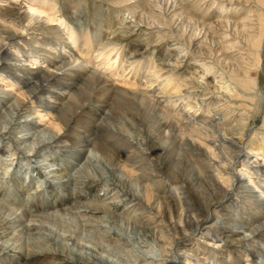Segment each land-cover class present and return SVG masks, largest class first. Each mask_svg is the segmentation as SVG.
Segmentation results:
<instances>
[{"label":"bare ground","instance_id":"6f19581e","mask_svg":"<svg viewBox=\"0 0 264 264\" xmlns=\"http://www.w3.org/2000/svg\"><path fill=\"white\" fill-rule=\"evenodd\" d=\"M16 1L0 0V140L8 139L13 144L23 145L18 152L25 163L30 162L28 168L34 160L41 169L55 166L54 149L65 154L72 160L71 169L55 168L48 173L59 179L54 181L63 188L71 184L73 169L94 162L105 176L102 187L106 202L87 205L81 201L74 203L70 197L63 199L54 192V181L45 178L39 168L32 167V175L36 172L40 181L33 187L29 176L25 185L26 173L20 183V193L32 202L21 213L0 215V264H108L104 258H97L93 251L84 255L83 242H77V238L65 237L67 240L60 245L54 242L57 237L47 245L40 242V236V240L33 244L28 238L31 245L26 250L23 240L20 244L21 235L43 236L41 226L47 217L58 218L72 208L80 209L84 223L97 224L101 214L125 209L128 214L139 215L141 223L151 225L160 258H144L142 254L139 263L134 261L136 264H163L161 261L177 264V260L178 264H242L240 254L249 258L245 263L259 264V256L249 247L257 243L264 249V141L256 137L254 131L245 143L243 137L247 136L245 128L257 103L250 95L258 87L254 76L261 61L259 49L264 36V0H255L260 9L255 14L254 27L251 31H244L246 50L241 54L243 56L236 58L227 54L235 47L234 42L222 46L221 54L226 65L218 67L217 61L211 58L213 51L207 49L209 52L200 53L205 59L196 57L191 71L182 77L173 75L182 63L178 58L169 70L165 64L169 61L168 56L138 64V49L118 47L109 40L111 38L108 39L106 25H94L93 29L87 28L84 32L73 28L69 22L57 18L55 0H28V9L21 13L16 8ZM176 3L173 1V12ZM157 5L151 6L148 17L163 26L161 12L154 10L156 7L159 10L161 5ZM224 8L229 10V7L219 6L222 13ZM230 9L238 10L236 7ZM172 15L169 20L181 18L182 13ZM242 20V28L250 30L248 16ZM55 22L60 23L53 26ZM195 30L193 36L196 39ZM23 33H26V40L23 39L22 45L16 38ZM188 47L181 48L179 55H187ZM28 61L30 66L25 64ZM190 77L195 79L192 83ZM114 78H121L124 85L116 84L118 79ZM186 85H190L187 91ZM170 99L172 112L167 114L160 110V106ZM177 100L184 111L178 110ZM89 101L98 103L92 106ZM236 118L239 119L233 125ZM180 120L185 121L181 123ZM1 148L0 152L3 151ZM213 149L217 151L214 156L218 162H213L207 154L208 151L214 152ZM253 152L254 158L251 157ZM179 157H185L191 163L195 176L193 173V177L180 176L171 167L177 165ZM22 163L17 162L16 166ZM128 183L139 186V190L135 188L131 193L130 189L121 188ZM116 188L122 190L116 191ZM200 189L201 192L197 193ZM44 192L52 202H45ZM141 205L145 209L136 213ZM222 216L230 219L218 227L215 223ZM104 221L102 223H106ZM193 236L200 239L193 240ZM94 242L90 243L93 249L97 246Z\"/></svg>","mask_w":264,"mask_h":264},{"label":"rangeland","instance_id":"374dc122","mask_svg":"<svg viewBox=\"0 0 264 264\" xmlns=\"http://www.w3.org/2000/svg\"><path fill=\"white\" fill-rule=\"evenodd\" d=\"M5 1H9V0H5ZM123 1H125V2H123ZM173 1H175V3L177 2L176 7H175L176 11H174V12H173L174 8L172 7ZM27 2H28V0L16 1V8L19 9V13L24 12L28 9V7H26ZM4 3L5 2H3L2 4H4ZM55 3L57 5L56 6L57 18L60 17L61 20L69 22L73 26V28H75V29L80 28L84 32V30L87 28L89 30L93 29L94 25H96V26L106 25L108 32H109L108 39L111 38L109 40H113L116 44H118L117 45L118 47L120 46V48L125 49V50L136 49V48L138 49V51H139V54L137 55L138 61H139L138 64L143 65L144 63H147L149 60L151 61L152 59L154 60L158 57L168 56L172 60L170 62V59L168 58L169 61L167 60L168 62L166 61L167 63H165L166 65H168L167 69L169 70L171 67H173V65H172L173 61L178 58L180 63L181 62L182 63L176 68V70H174L173 75H176L179 77L185 76L188 74V72L191 71L190 68L192 65L195 64L196 57L198 58V60L201 58L205 59V57H203L205 55L203 53L200 54L201 52H209V51L212 52L213 51L211 58H214V60L217 61L216 65L218 67H220L221 65L224 67L226 65V61H224V58H223L224 56L221 54L222 46H226V45L232 44L234 42L235 47L232 48L231 50H228L230 53H227V54H229L230 57L235 56L236 58L239 56H243L241 54H244L245 50H246L245 41H244L245 40V34H244L245 32L244 31L245 30L251 31V28L254 27V24L256 23L255 22V16H256L255 14H257L259 9H260L259 6L257 4H255V0H253V1L252 0H249V1L248 0H128V1H126V0H55ZM155 4H158L157 6L161 5L159 10L157 7L154 10L158 13L161 12L162 17L160 19L162 22H164L163 26L157 25L156 22H152V20L148 17V13H150L151 6H154ZM222 5L224 7H229V10H228V8H224L225 10L223 13L226 12L225 14H223L221 12L222 10L219 9V6H222ZM231 7L232 8L236 7V9H238V10L234 11V9H230ZM164 8H166V9H164ZM177 12L182 13L181 18L177 19L174 17V19L169 20L173 16L172 14L177 13ZM263 14H264V9H263ZM245 15L248 16V19L250 20V21H248V24L250 26V30H248L247 27L242 28V23H243L242 17H246ZM185 16H186V19H185ZM219 16H221V17H219ZM226 17H228V19ZM43 19H44V17L42 16V20ZM139 20H140V22H139ZM150 22H152V23H150ZM59 23L60 22H55V23H52V25L57 26V25H59ZM197 25H198V27H197ZM232 25H234V26H232ZM184 26L186 27L185 29H184ZM221 26H224V27H221ZM200 27H202V28H200ZM197 28H198V30H197ZM205 28H207V29H205ZM192 29L197 30V31L195 30V33L197 35L196 39L193 36L194 32ZM198 31L199 32L201 31V32L198 34ZM203 32H206V33L204 34ZM160 34H162V35H160ZM192 36L194 37V39ZM17 37H20V38H16V39L18 42H20V44L23 45V39L26 38V33H23L22 35L17 36ZM181 39H182V41H181ZM190 41H192V42H190ZM186 46H189L188 47L189 51H188L187 55L186 54L183 55V53L182 54L180 53V55H179L180 49L184 48ZM199 46H200V48H199ZM203 46H204V48H203ZM239 48H241V49L239 51H237ZM207 49L209 51H207ZM170 52H171V54H170ZM259 52H260V57H261L260 66H259V69L255 73V76H254L257 83H258V87L256 88V90H254V93L250 95V97L256 98L257 103H256V106L251 110V113H250L252 116V119L247 123V127L245 128L247 130L246 131L247 136L243 137L244 143L247 141L248 136L251 135L253 131L257 132L256 137H260V140L264 141V36L262 38V44L260 45ZM227 54H226V56H227ZM29 61L32 63V60H29ZM29 61L25 63L27 66H30ZM114 79H118V80H115L116 84L119 85V83H117V82H120V85H124L122 83L121 78H114ZM190 79H191V83H192L193 78L190 77ZM193 80H195V79H193ZM143 81L144 80H142V82ZM113 82H114V80H113ZM153 86L156 88L157 82ZM184 87H185V90L187 91V88L190 87V85H188V86L186 85ZM147 90H149V89H147ZM186 91H184V92H186ZM174 99L176 100V99H180V98L174 97ZM170 102H171V99L169 101L168 100L165 101L163 103V105L160 106V110H162L164 113L170 114V112H172V110H170V109H172V104H170ZM97 103L98 102H95V101H91V102L89 101L88 104L89 105L91 104L92 106H94ZM178 103L180 104V101L177 100V104ZM179 104H178V110L180 111V109H182L184 111L185 109L180 107ZM211 118L215 119V116H212ZM176 119H178V118H176ZM238 119L239 118H236L235 119L236 121L234 120L233 125H235L237 123ZM178 121H179V119H178ZM180 121H181V123H183L185 120H180ZM224 127H227V126H224ZM13 135H20V134H13ZM13 135L11 134V136H13ZM0 147H2L1 149H3V151L0 152V198H1L0 215L1 216H7L8 214H10L12 212L13 213L15 212L17 214L21 213L22 210L27 208L28 205H30V203L32 202L30 198H27L28 196H26V195L23 196V194L20 193L21 192L20 183H22V180L25 178L26 173H27V177H26L27 179L23 183H25V185H26L28 183L29 176H31V178L33 180V187H34L37 185L36 184L37 181H40V178H38V176H37L38 174L36 172H34L32 175V172H31L36 167L39 168V171L41 172V174H43L44 177L47 178L51 182H53L54 180L58 182L59 179H57V178L55 179V178L50 177L51 175L50 174L48 175L50 170H53V169L56 170V169H60L62 167L64 170H66V169L70 170L71 169L72 160L67 159L65 154H63L61 151L56 150V149H54V152H53V155L56 159L55 160L56 163H54L55 166L50 164L51 163L50 158H48V163L50 162L49 164L51 165V168L49 167L48 169H41V167H40V165H38L37 161L34 160V162L30 164L31 166L29 165L31 168L30 167L28 168L27 165L30 162L25 163L24 159L20 158V156H22V155L20 154V152H18L19 151L18 149L19 148L22 149L23 145L18 146L16 144H13V142L9 141L8 139L7 140L5 139V141H4V139L3 140L1 139L0 140ZM46 151H44L43 153H45ZM216 153H217L216 150H214V152H212V151L207 152V154L210 155L209 158L212 159L213 162H218V160L214 156ZM254 153L255 152H253L251 155V157L253 156V158L255 157ZM12 154L14 156H12ZM25 154H26V152H25ZM173 157H175V159H177L175 154H173ZM178 159L179 160H178L177 165L175 167L174 166H171V167L175 168V170L178 172V174H181L180 176H183V177L187 176V175H188L187 177L195 176L196 171L193 169L192 165H191V167L189 165L191 163H188L187 160L185 159V157H179ZM17 162H19V163L23 162L27 167L25 165H23V163L19 164V165L17 164L18 166H16ZM59 163H60V165H59ZM90 164H92L93 166L92 165L90 166ZM90 164L89 165H87V164L81 165V167L83 169L79 166L70 172V176L72 178L73 183L71 182V184H69L67 186L68 188L67 187L66 188L59 187L58 186L59 184H56L54 181V183H55L53 186L54 192L59 194L60 196H62L63 199L70 197V199H73L74 203L80 202V201H81L80 203L87 204V205H90V204L101 205V204L105 203L106 201H105V198L103 197L104 189L102 187L104 184V181H105V179H104L105 176H104V174L101 173L100 169L94 164V162L93 163L91 162ZM169 166L170 165H168V167ZM20 167H23V168L20 170ZM32 167H34V168H32ZM84 167H86V168H84ZM92 167L93 168L96 167V169L95 168L93 169ZM171 167H169V168L172 169ZM184 167H185V169H184ZM78 168L82 170V173L80 172V170ZM27 169H28V171H27ZM30 169H31V171H30ZM84 170H85V172H83ZM93 171H95V172H93ZM191 171H193V172H191ZM97 172H99V173L97 174ZM191 173H193L192 174L193 176H191ZM102 177H103V179H102ZM95 178H96V180H95ZM40 188L41 189L43 188V190L45 189L44 185H41ZM121 188L127 189L128 191L130 189L129 192H131V193H134L135 188H138V190H139V186L136 187V185L134 183L133 184L128 183ZM117 190L121 191L122 189L116 188V191ZM46 192H44V200L46 203H50L53 200L48 196V193H46ZM196 192L197 193L201 192V189L197 190ZM74 195H75V197H74ZM22 196H23V198H22ZM2 207H3V210H2ZM139 208H140V210H138L136 213H139L142 208L145 209L144 205L139 206ZM6 210L8 212L9 211L10 212L8 213ZM70 212L64 213L66 216L63 214L61 216V214H60L58 216V218L56 216L53 218L47 217L41 226L42 231H43V236H42V234L36 235V237H34L35 235H32V236L31 235L26 236L25 234H24V236L21 235L20 236V242H21L20 244H22V240H23L24 241L23 247L26 250V248L29 245L33 244V242L36 243L38 240H40V238H41L40 242L43 241L42 244L46 243V245H47V242H53L52 240H55L54 237H57V239L54 241L55 243H57L56 245H58V244L60 245V242L63 244V241H66L67 238L68 239L73 238V240L77 238V240H78L77 242H81V241L83 242V243L81 242L82 243L81 246L84 248L82 250L83 254L84 253L90 254L91 253L90 251H93V253L95 254V256L97 258H101V259L104 258L103 260L107 261L108 264H116V263L117 264H121V263L122 264L123 263H125V264H136V263H139V261L143 257L144 258L145 257H152L154 259L160 258V257H158V252H157L158 247H157L156 238L153 235V231L151 229L152 226L148 225V223L145 224L142 222L143 223L142 224L141 220H139V215L137 217V216H134V214H131V213L128 214V212L125 211V209H121V211L120 210L119 211L111 210V212L113 214L111 212H108V211L105 212L104 214H101V219L98 220V222L96 224V223H84L85 218L82 217L81 213L79 214L80 209L75 210L72 208V210H70ZM72 213H76L78 215L72 214ZM37 214H39V213H37ZM114 214H115V217H114ZM75 216H76V218H75ZM130 216H131V218H130ZM116 217H119L121 219L116 218ZM50 218H52L51 219L52 222L49 221ZM81 218L83 221L81 220ZM114 218H116V219H114ZM122 218H123V220H122ZM229 219H230L229 217H226V216L223 217L222 216L220 221H217V223H215V224H217V226L219 227L220 226L219 224H224L225 222H228ZM112 220H114V221H112ZM121 220L123 223H121ZM103 221L106 223H102ZM110 221L113 223H111ZM129 221H131V222H129ZM116 222H117V224H115L116 226L113 225ZM125 222H127L130 225H127V223H125ZM56 224H57V226H56ZM91 224H93V226ZM102 226L103 227L105 226V227L102 228ZM106 226L108 227V229L109 228L110 229L108 230ZM110 226H112V227H110ZM139 226H142V227H139ZM84 227H85V229H84ZM94 227H96L97 229ZM117 227H120V230ZM49 228H50V230H49ZM100 228H102V229H100ZM134 228H136L135 231H133ZM46 229L49 231H47ZM121 229H122V231H121ZM94 230H95V232H94ZM97 230H101V231L97 232ZM103 230H104V233L101 234L103 232ZM44 231L46 233H44ZM92 231L94 234L92 233ZM49 232L51 233L50 235H49ZM106 232H108L110 234H108V233L106 234ZM125 232L127 234H125ZM87 234H88V236H87ZM105 234L108 236V238ZM117 234H119V235H117ZM68 235H70V236H68ZM73 235L76 237L74 238ZM38 236H40V238H38ZM41 236L45 237V238H42ZM101 236H103V237L101 238ZM114 236H115V238L116 237L117 238L116 239L113 238ZM135 236H136V238H135ZM30 237L31 238L33 237V239H31ZM65 237H67V238H65ZM90 237H92V239ZM104 237H105V240H103ZM28 238L31 240L32 243L28 240ZM47 238L49 239L48 241H47ZM87 238H89V240ZM121 238L122 239L124 238V239L122 240ZM125 238H127V239H125ZM64 239H66V240H64ZM86 239H87V241H86ZM94 239H95V242H94ZM106 239H109V240L106 241ZM192 239L193 240L194 239L199 240L200 238L198 236H193ZM124 241L128 242L127 243L128 245H126V243ZM137 241H139V242H137ZM26 242H28V243H26ZM91 242L92 243L94 242L95 246L97 245L94 249L90 244ZM133 242H134V244H133ZM29 243H31V244H29ZM120 244H122V245H120ZM90 246H91V248H90ZM122 246H123V248H122ZM155 246L157 247V249H155L156 248ZM250 246L251 247H249V248H251L253 251H255L257 256H259L258 263L264 264V249L262 247L258 246L257 243H254L253 245H250ZM102 247H103V249H101ZM114 247L115 248L117 247V249H115ZM56 248H59V247L56 246ZM86 248L89 250H85ZM148 249L151 250L152 252L150 253V251ZM218 250H220V248H217V251ZM121 251L124 253H121ZM137 251L138 252L140 251V252L138 253ZM142 251H144V252H142ZM98 253L100 255H98ZM113 254L117 255V257ZM125 254H126V256H125ZM153 254H154V257H153ZM84 255H86V254H84ZM107 255L109 258L107 257ZM128 255H129V257H127ZM123 256H125L126 258ZM245 257L246 256L244 254H240L239 260L241 258L242 264H249L247 262L249 260V258H247V257L245 258ZM117 258H119V259H117ZM123 258H124V260H128V261L123 262L124 261ZM121 259H122V261H121ZM162 259H163V257H162ZM162 259H159V260H162ZM204 259H205V257H204ZM168 260H170V259H168ZM245 260H247L246 263H245ZM110 261L111 262L113 261V262L110 263ZM208 261L209 260H207V262ZM126 262H128V263H126ZM162 262L164 264L165 261H161V263ZM165 263L167 264V262H165ZM178 263H179V261L177 260V264ZM153 264H155V262H153Z\"/></svg>","mask_w":264,"mask_h":264}]
</instances>
